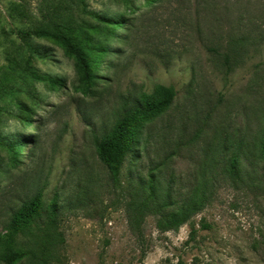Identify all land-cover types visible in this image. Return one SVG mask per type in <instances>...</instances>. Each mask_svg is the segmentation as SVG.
Wrapping results in <instances>:
<instances>
[{"label":"rangeland","instance_id":"1","mask_svg":"<svg viewBox=\"0 0 264 264\" xmlns=\"http://www.w3.org/2000/svg\"><path fill=\"white\" fill-rule=\"evenodd\" d=\"M202 2L0 0V235L43 197L0 264H264V0ZM57 23L90 78L34 31ZM227 31L262 38L226 73ZM158 84L173 102L110 168L98 141Z\"/></svg>","mask_w":264,"mask_h":264},{"label":"trees","instance_id":"2","mask_svg":"<svg viewBox=\"0 0 264 264\" xmlns=\"http://www.w3.org/2000/svg\"><path fill=\"white\" fill-rule=\"evenodd\" d=\"M191 0H184L189 3ZM205 8L208 7L210 0H203ZM61 23L54 24L52 28L39 27L34 31L41 36L51 37L60 41L66 51L72 54L78 63L81 71L86 78L91 77L90 73V56L76 42H74L62 29ZM227 36L221 37L220 44L209 49L214 52L217 59L223 60L226 67V73L231 72L246 57L249 45L254 44L255 40L259 43L262 35L256 37L252 34H240L235 36L232 31H227ZM176 92L172 86L158 84L152 93L143 92L141 95V104L127 111L121 117L113 130L102 137L97 143L99 158L110 168L117 170L125 156L132 150H136L139 143L136 139V133L142 124L153 119L158 114L165 111L173 102ZM23 144L22 142H19ZM261 154L264 157V135L261 139ZM240 152L237 151L227 166L226 170L230 173L238 171L240 168ZM204 195V196H203ZM201 202H204L205 193L203 192ZM43 205L42 192H38L32 200L25 203L16 211L6 230L0 235V261L11 263L19 253L17 247L18 236L24 232L31 222L38 216Z\"/></svg>","mask_w":264,"mask_h":264}]
</instances>
